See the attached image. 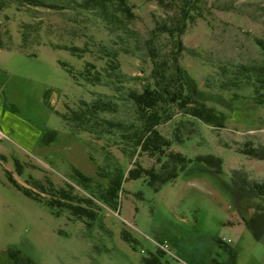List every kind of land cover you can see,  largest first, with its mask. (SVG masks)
Listing matches in <instances>:
<instances>
[{
    "label": "rangeland",
    "instance_id": "374dc122",
    "mask_svg": "<svg viewBox=\"0 0 264 264\" xmlns=\"http://www.w3.org/2000/svg\"><path fill=\"white\" fill-rule=\"evenodd\" d=\"M83 1V0H76ZM136 18L128 26L140 41L129 52L122 50V70L133 76L129 84L141 88L152 61L144 40L158 22H174L183 8L191 17L182 34L181 57L188 90L215 107L224 126L196 120L184 142L172 149L192 158L179 177L154 189L145 176L124 181L119 209L102 206L90 222L68 211L57 216L46 204L27 196L9 178L28 185L33 177L56 186L78 185L75 170L97 183L104 160L103 140L86 132L73 133L59 112L75 106L94 92H108L102 85L77 81L59 63L76 72L87 62L106 64L103 46L122 47L116 33L96 11L71 0H43V5L11 3L0 10V264H231V254L220 237L233 248L234 264H264V240L251 225L264 223V204L237 194L232 170L243 168L252 178H264V159L240 152L246 141L264 143V104L256 103L252 88H219L221 72L239 63L264 64V0H128ZM188 13V12H187ZM122 34V30H117ZM259 39L261 42H259ZM164 51L170 38L161 37ZM77 46L74 55L64 46ZM211 86H207V83ZM4 86V88H2ZM121 115L129 108L122 104ZM130 112V110H128ZM173 123L161 126L170 135ZM125 166L129 159L110 146ZM213 153L224 159L215 172L196 160ZM146 165L155 159L140 156ZM128 236V239L125 237ZM167 241L170 252H160Z\"/></svg>",
    "mask_w": 264,
    "mask_h": 264
},
{
    "label": "trees",
    "instance_id": "16d2710c",
    "mask_svg": "<svg viewBox=\"0 0 264 264\" xmlns=\"http://www.w3.org/2000/svg\"><path fill=\"white\" fill-rule=\"evenodd\" d=\"M43 0H0V10L11 3L43 5ZM83 9L96 11L106 22L111 33L117 34L116 43L121 41L122 47L103 46L106 64L99 68L93 62H87L84 69L76 72L65 61L59 63L77 81H84L91 85H102L108 92H94L91 100L80 98L75 106L66 105L64 112H59L64 123L73 133H88L97 140H103L101 148L104 150V160L98 165V174L105 177V184L97 183L89 176L75 170L78 185L85 192L79 193L74 185L67 183L58 187L50 179L42 181L31 179L28 185H23L13 178L12 182L32 199L46 204L52 212L60 216L64 211L72 213L77 218H87L90 225L101 214L102 206L95 199L113 210L119 209L120 197L124 191V181L131 178L145 176L148 183L156 190L165 183L176 180L192 162V158L183 152L172 149L174 142L182 143L184 138L194 130L196 120H200L213 127H223L222 114L213 106L196 98L188 90L186 75L181 57L185 51L182 34L187 28V21L191 17L190 9L183 8L182 17L174 22H158L150 30V36L144 40L147 55L151 58L152 67L148 79L142 87H134L129 83L133 76L122 70L120 52L127 50L134 40L140 37L128 24L136 17L134 6L128 0H83L76 1ZM188 12V13H187ZM117 30H122V34ZM170 38L169 48L164 51L161 37ZM259 42L260 39H259ZM1 43V37H0ZM1 47V45H0ZM74 55L80 47L64 46ZM81 51V50H80ZM222 80L218 85L221 89L238 90L251 87L256 103L264 104V64L239 63L221 72ZM211 86V83H207ZM127 110L121 115V106ZM173 123L170 135L161 130V126ZM115 146L124 156L133 159L131 167L122 161L109 149ZM240 152L254 158L264 159V143L255 144L246 141ZM147 155L155 159L154 164L146 166L140 161V156ZM196 160L209 165L215 172L223 171L224 159L216 154H200ZM232 184L237 194L249 200H259L264 204V178H252L243 168L232 170ZM91 222V223H90ZM254 235L264 240V223L251 225ZM128 239V236L125 235ZM219 244L231 254L230 263H235L233 248L220 237ZM160 252H164L160 249ZM149 264L159 263L155 255L145 257Z\"/></svg>",
    "mask_w": 264,
    "mask_h": 264
},
{
    "label": "built area",
    "instance_id": "2783aa9c",
    "mask_svg": "<svg viewBox=\"0 0 264 264\" xmlns=\"http://www.w3.org/2000/svg\"><path fill=\"white\" fill-rule=\"evenodd\" d=\"M2 88H4V86H2ZM158 244H159V246H160L161 249L167 250V251L170 252V248H169V245H168V242L167 241L159 242Z\"/></svg>",
    "mask_w": 264,
    "mask_h": 264
}]
</instances>
